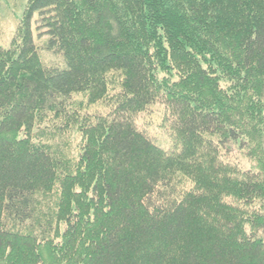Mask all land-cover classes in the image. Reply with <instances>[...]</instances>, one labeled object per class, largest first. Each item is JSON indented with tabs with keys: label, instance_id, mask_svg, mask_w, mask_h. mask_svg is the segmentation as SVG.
Returning <instances> with one entry per match:
<instances>
[{
	"label": "trees",
	"instance_id": "obj_1",
	"mask_svg": "<svg viewBox=\"0 0 264 264\" xmlns=\"http://www.w3.org/2000/svg\"><path fill=\"white\" fill-rule=\"evenodd\" d=\"M154 104L175 151L138 125ZM0 264H264V0H27L0 43Z\"/></svg>",
	"mask_w": 264,
	"mask_h": 264
},
{
	"label": "rangeland",
	"instance_id": "obj_2",
	"mask_svg": "<svg viewBox=\"0 0 264 264\" xmlns=\"http://www.w3.org/2000/svg\"><path fill=\"white\" fill-rule=\"evenodd\" d=\"M27 0H0V43L5 47L11 45V41L14 38L17 28L20 24V19L23 16L24 7ZM36 42L40 47V53L42 59L48 65L64 67V59L44 48V41L47 36L38 37L36 32ZM77 98H83V96L77 95ZM98 106H94L93 110H97ZM164 106L162 104H154L149 109L140 112L137 115V122L141 129L147 132L156 144L168 151H175L178 146L175 145L173 139V131L167 122L164 112ZM75 143L78 142V137L74 138ZM234 157H240L244 162L245 157L237 151L233 152ZM247 163V162H246Z\"/></svg>",
	"mask_w": 264,
	"mask_h": 264
}]
</instances>
